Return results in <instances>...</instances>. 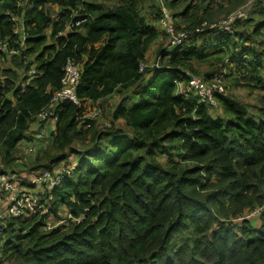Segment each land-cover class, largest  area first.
<instances>
[{
	"label": "trees",
	"instance_id": "1",
	"mask_svg": "<svg viewBox=\"0 0 264 264\" xmlns=\"http://www.w3.org/2000/svg\"><path fill=\"white\" fill-rule=\"evenodd\" d=\"M110 1L111 8L99 0H0V41H25L6 59L10 67H0L1 173L15 174L14 153L32 124L45 123L36 116L61 89L67 62L82 68L81 105L55 108L51 152L29 170L53 171L76 157L67 165L72 176L45 197L55 217L65 208L76 223L46 231L44 216L12 219L0 256L19 264H264V210L259 226L235 223L246 209L264 207V19L252 24L249 15L228 33L202 23H219L216 16L244 0H193V12L174 14L177 2L169 0L149 18L145 0ZM163 8L178 32H203L160 49L161 66L140 72L163 33L170 38ZM254 15L264 18V5ZM20 22L24 35L16 33ZM195 66L228 70L236 87L263 93V107L253 114L226 91L217 99L227 119L215 117L214 107L178 92L198 74ZM115 94L122 100L111 128L82 125L90 104Z\"/></svg>",
	"mask_w": 264,
	"mask_h": 264
},
{
	"label": "built area",
	"instance_id": "2",
	"mask_svg": "<svg viewBox=\"0 0 264 264\" xmlns=\"http://www.w3.org/2000/svg\"><path fill=\"white\" fill-rule=\"evenodd\" d=\"M249 12L250 10L248 7L237 10L229 14L227 18L219 21V23H205L203 24V27H209L210 30H219L229 33L232 32V27L237 21H245L248 19ZM160 24L164 31H166L167 35H170L172 45H181L193 35L203 32V28H197L194 32H178L174 25L172 14L166 8H163V16L160 20ZM79 25L80 23L78 22L75 28H78ZM72 29H74V26H68L67 30ZM16 33H20L17 28ZM16 45L17 47L12 46L9 41H0V58L8 59L17 56L20 49L25 47V41ZM145 64L140 66V72H144V70L148 68V65ZM154 66L159 67V60ZM36 75V70L32 69L26 84H30V82L35 79ZM81 80V66L73 61H68L64 68L61 89L53 95L49 105L41 110L36 116V119L43 122L52 120L57 123L55 108L60 103L68 101L80 106L81 103L77 97V90L81 84ZM220 84L222 83L218 78L203 79L198 76H190L187 84L178 83V92L188 100H197L199 103H204L209 107H215L218 102L217 97L226 93L225 89ZM22 91H24V89ZM89 111L80 116L82 125H86L87 127H90L91 122L100 115V111ZM74 170L75 167L65 168L62 166V173H60L61 171L55 172V169L53 171L42 169L41 171L34 172L30 175H17L16 173L10 174L0 172V219L3 214L12 219H23L38 214L49 205L45 199L46 194H51L52 190L58 187L65 177H71ZM20 181L27 185L46 186L47 191L43 194H36L26 188L21 190L17 187V183ZM2 205H4L3 208H1ZM259 209L261 210L257 211L254 215L260 216L264 207ZM0 231L2 232L3 228H1Z\"/></svg>",
	"mask_w": 264,
	"mask_h": 264
},
{
	"label": "rangeland",
	"instance_id": "3",
	"mask_svg": "<svg viewBox=\"0 0 264 264\" xmlns=\"http://www.w3.org/2000/svg\"><path fill=\"white\" fill-rule=\"evenodd\" d=\"M101 1L106 8H111L114 6V2L111 3L110 0H99ZM169 0H162V2L160 0H145L144 4H143V12L142 15L146 16L147 18H149V10H151V8L154 6L156 7L155 12L158 9V6H160L161 4H166ZM177 2V7L174 11H172V13L174 14L175 12L178 11H183L185 10L188 6H192L191 11L193 12L194 9L197 6V2L193 1V0H175ZM260 5H264V0H244V3L236 8L235 10L231 11L228 14H219L218 16H216L214 18V22L216 21H221L223 19H225L229 14L237 11V10H241L244 8H249L250 12V19L252 20V24L254 21H258V20H263L264 18H260V16L258 15H254V11L256 9H258L260 7ZM170 9V8H169ZM171 10V9H170ZM179 22V21H178ZM241 22V21H238ZM205 22H203L202 24H204ZM201 24V25H202ZM200 25V26H201ZM249 25V24H248ZM199 26V27H200ZM239 26V25H238ZM237 26V27H238ZM160 26H158L159 28ZM185 27V26H183ZM160 29V28H159ZM17 30L19 32H21L22 35H24L25 31L23 28V24L22 22L19 23V25L17 26ZM237 30H242V25L240 24V26L237 28ZM234 34V33H233ZM171 40L168 36H166L163 33V36L160 37V39L158 40V43L156 44H160V46L155 45L154 49L152 48L148 54V61L146 62V64L148 65L149 68H153V66L157 63V60L159 58L158 56V52L160 49L162 48H168L170 46ZM145 64V65H146ZM6 65V66H5ZM9 64H6V58L0 59V67L4 68V67H10ZM159 66H161V63H159ZM197 73H192L190 74V76H198V77H202L205 78L206 75L205 74H212L213 78L218 77L222 80V84H220L223 88L225 86L227 92L229 94H231L236 100L237 102L248 108V110L253 113V114H257V111L259 110V108L263 107V93L257 89L256 87H248L246 85H244V87H236V82L232 81V79L230 77H227L226 74H228V70H222L221 73H217L215 71H213V68H209L208 66H195ZM230 72V71H229ZM205 75V77H204ZM210 79V78H209ZM224 88V89H225ZM218 105V102H217ZM90 107H92V109L89 112H94V111H100V115L99 117H97L94 121L96 122L97 128L101 131H106L108 128H111V124H110V113L111 111H109V108L111 107V104L104 102V101H100V102H96L94 104H90ZM217 107V106H216ZM215 108V107H214ZM255 108H258L257 110H255ZM103 112H102V111ZM102 112V113H101ZM89 114V113H88ZM213 115L215 117H221L223 119H227V117L223 114V108L221 107L220 103L218 105L217 108H215L213 110ZM38 124V123H37ZM36 123L31 125V129L29 131V134L31 133L32 135H40L41 130L44 129L43 125L42 127H39ZM45 126V125H44ZM49 135L51 134V132L48 133ZM46 134L44 137V140L39 142L37 141L36 146H37V153L33 158H26L24 155V151L26 149V145L27 142H23L22 146L19 147V151H15L14 156L16 158V161L12 164V166L10 168H12L14 170V172L17 175H30L32 173L29 172V170L32 168V165L35 163L36 159L43 153L45 152H51V147H52V139L51 137ZM73 146H75L77 149H81V144H74ZM43 157V156H42ZM74 157L71 156V160ZM76 162V159H74ZM163 163L165 164L166 161L163 160ZM48 164V163H47ZM64 164H66V161L64 163H62L61 165L64 166ZM190 165V164H189ZM58 166V165H57ZM0 168H3V164H0ZM55 169V167H54ZM53 169V170H54ZM41 171V170H40ZM62 173V171L60 172ZM59 173V174H60ZM37 192H42L41 194L45 193L47 191V187L46 186H42L41 188H37L36 189ZM33 192V191H32ZM36 193V192H33ZM52 206V203H50V205H48L45 209H43L41 212H39L38 214L34 215V216H38L37 220L40 219L41 216H44L45 222H46V226L44 227V229L46 231H50L55 229L58 226H62L65 228H69L73 223H76V220H74L71 216H70V212L68 209H62V211L60 210L59 214L55 217L51 212H50V208ZM256 208V207H255ZM255 208H248L244 211L243 213V217L239 218L237 221L235 220V223H240L242 221V219L248 220L252 222L253 226H259L260 220H259V216L258 215H254L257 211L261 210V209H255ZM12 220V218L6 216L5 214L2 215V218L0 219V229L3 228V231H0V236H2L4 234V230L7 226V223ZM259 220V221H256ZM67 229V230H69ZM189 236V234H185L183 236H181L179 238V240L181 238H185ZM3 237V236H2ZM5 238V236L3 237ZM1 239V237H0ZM177 242V241H176ZM175 242V243H176ZM4 254H2V258H3V262L1 264H19L17 261L13 262L10 261L9 259H5V257L3 256Z\"/></svg>",
	"mask_w": 264,
	"mask_h": 264
},
{
	"label": "crops",
	"instance_id": "4",
	"mask_svg": "<svg viewBox=\"0 0 264 264\" xmlns=\"http://www.w3.org/2000/svg\"><path fill=\"white\" fill-rule=\"evenodd\" d=\"M239 31V30H238ZM243 30H240L239 32H242ZM153 49H154V47H153ZM149 54V53H148ZM148 54H147V58L149 59V57H148ZM148 61V60H147ZM121 100H122V96H120V95H117V94H115V95H113L112 97H110L108 100H107V103H109V104H111V107L109 108V111H111V113L115 110V108L119 105V103L121 102ZM89 108L90 109H92V107H90L89 106ZM37 124V123H36ZM56 122L55 121H47V122H45L44 124H43V127H44V129H42L41 130V133H40V135L38 134V135H32L31 133L29 134V131H30V129H31V127H30V129L27 131V141H24V142H27V145H26V149H25V151H24V155H25V157L26 158H33L35 155H36V153H37V146H36V144H34V143H36L37 141H39V142H41V141H43L44 140V137H45V135L46 134H48L49 132H51V134L49 135L50 137H51V139H52V135H53V133L55 132V130H56ZM39 127H42V125L41 124H37ZM45 125V126H44ZM23 143V142H22ZM22 143H20L19 145H18V147H17V149H16V151H19V150H21V149H19V147L20 146H22ZM74 157V156H73ZM74 159H76V157H74L72 160H71V158H70V161H69V163L70 164H73V163H75L74 161ZM77 160V159H76ZM70 164H68V163H66V164H64L65 165V167H68L67 165H70ZM69 168V167H68ZM61 169H62V165H58V166H56L55 167V172H59V171H61ZM37 172V171H36ZM32 173H34V172H32ZM17 187L19 188V189H24V188H26V189H29L30 191H33V192H36V194H41L42 192H37L36 191V189L37 188H41L42 186H36V185H27L26 183H24V182H22V181H20V182H18L17 183ZM4 207V205H2L1 206V208H3ZM0 246H1V244H0ZM1 257V256H0ZM1 264V263H0Z\"/></svg>",
	"mask_w": 264,
	"mask_h": 264
},
{
	"label": "clouds",
	"instance_id": "5",
	"mask_svg": "<svg viewBox=\"0 0 264 264\" xmlns=\"http://www.w3.org/2000/svg\"><path fill=\"white\" fill-rule=\"evenodd\" d=\"M233 29H234V28H233ZM233 29H232V32H233ZM232 32H229V33H232ZM215 78H218V77H215ZM189 79H190V78H189ZM204 79H206V78H204ZM212 79H214V78H212ZM218 79H219V80L221 81V83H222V80H221L220 78H218ZM186 84H187V83H186ZM224 88H225V86H224ZM225 91H227L226 88H225ZM225 94H226V93H225ZM225 94L222 95V96H225ZM217 100H218V99H217ZM219 103H220V102H219V100H218V105H219ZM218 105H217V107H218ZM220 105H221V104H220ZM217 107L215 106V108H217ZM215 108H214V109H215ZM64 167H65V165H64ZM65 168H66V167H65Z\"/></svg>",
	"mask_w": 264,
	"mask_h": 264
}]
</instances>
